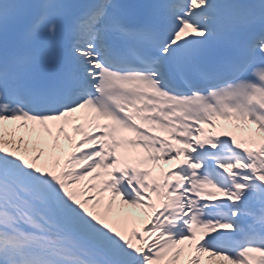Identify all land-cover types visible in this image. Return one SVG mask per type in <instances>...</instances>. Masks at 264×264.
<instances>
[{
	"label": "snow or ice",
	"instance_id": "6c2138e0",
	"mask_svg": "<svg viewBox=\"0 0 264 264\" xmlns=\"http://www.w3.org/2000/svg\"><path fill=\"white\" fill-rule=\"evenodd\" d=\"M0 264H264V0H0Z\"/></svg>",
	"mask_w": 264,
	"mask_h": 264
},
{
	"label": "bare ground",
	"instance_id": "6f19581e",
	"mask_svg": "<svg viewBox=\"0 0 264 264\" xmlns=\"http://www.w3.org/2000/svg\"><path fill=\"white\" fill-rule=\"evenodd\" d=\"M8 127L11 128L13 126L9 125ZM69 133L74 135V133L71 132V129H69ZM61 141H62V143H66V141H64L63 137L61 138Z\"/></svg>",
	"mask_w": 264,
	"mask_h": 264
}]
</instances>
